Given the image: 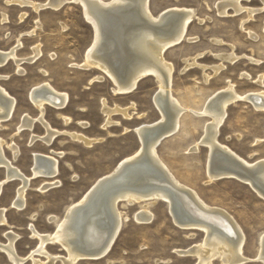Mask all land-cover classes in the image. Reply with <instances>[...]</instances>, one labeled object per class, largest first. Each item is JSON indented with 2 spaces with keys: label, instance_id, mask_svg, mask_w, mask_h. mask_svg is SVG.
I'll return each mask as SVG.
<instances>
[{
  "label": "rangeland",
  "instance_id": "374dc122",
  "mask_svg": "<svg viewBox=\"0 0 264 264\" xmlns=\"http://www.w3.org/2000/svg\"><path fill=\"white\" fill-rule=\"evenodd\" d=\"M7 1L0 0V50L9 49L19 39V57H29L33 53L34 45H38L41 51L35 62L21 65L22 74L15 72L12 61L0 67V75L3 76L0 78V85L16 99L14 115L0 127V137L5 141L4 154L26 177H32L24 193V208L18 210L11 204L17 188L21 185L18 179H13L2 186L0 209L5 207V217L14 226L12 230L19 235L15 245L17 253L26 257L36 246V240L29 238L28 223L32 222L41 232L52 231L54 224L46 222L48 215H63L65 207L81 199L97 178L110 173L123 157L136 151L139 140L134 127L140 123L155 122L160 118V113L152 101L158 84L152 75H146L139 80L132 92L117 94L112 91L114 84L111 79L100 69L84 70L71 66L72 63L83 62L86 49L92 40V29L84 19L81 7L72 0H67L57 10L46 8L39 11L27 5L21 6ZM222 1L229 0H150L149 3L152 14L174 6L194 11L187 28L186 37L189 40L184 38L164 52L165 60L173 65L171 91L183 105L191 108H201L213 92L227 85V81L240 94L264 90L262 0L239 1L243 7H262L243 23L244 29L240 28V22L247 18L246 12L243 10L234 14L229 7L227 13L221 15L218 13L217 4ZM20 14H23L21 18ZM3 15L5 20L2 19ZM35 21L40 25L36 27ZM212 39H219L221 43H215ZM231 47L239 58L234 62H224V68L204 82L202 73H211V67L220 62L216 55L230 52ZM198 53H201L196 59L199 66L194 65L181 71L185 65L184 58ZM249 57L255 61H250ZM40 68L46 69L47 74L43 75ZM258 75L263 77L261 87L255 83ZM94 76L101 78L92 79ZM42 81H49L51 86L69 96V101L62 110L45 106V118L52 128L66 132L55 137L49 146L39 139L30 142L31 134L44 133L37 122L31 131H17L21 114L27 113L31 117L38 115V109L30 100L29 93L34 85ZM103 100L109 107L133 104L128 108L131 115L126 118L119 112L112 113L110 119L114 125L104 128L105 116L101 111ZM58 112L70 117L67 125L57 117ZM226 113L220 128L219 141L248 161L264 157V140L255 142V139L264 137V111L254 109L249 102L235 101L227 107ZM208 120V116L198 117L185 113L181 117L180 130L162 139L157 146L158 154L179 181L197 192L208 205L223 209L241 227L246 237L243 254L249 259L241 264H263L255 256L259 250L258 237L264 231V198L238 177L222 176L209 180L206 174V146L201 145L196 152L187 153V149L202 135V126ZM79 122H86V127L83 128ZM125 128L127 129L124 130ZM72 131L82 132L98 140L85 146L71 140L67 132ZM6 143L16 144L15 159ZM33 152L57 157L59 171L55 179L59 182L56 187L40 191L45 178L31 175ZM56 152H63V155L57 156L54 154ZM3 175V168L0 167V179ZM141 204L123 206L119 203L124 222L108 253L98 259L77 260V264H196L195 256H181L176 253V249L200 243L204 237L202 231L180 229L173 222L166 203L162 201L149 205L148 209L153 214L150 223L138 224L133 214L141 210ZM33 213L36 216L31 221L30 215ZM6 230H9L6 226H0V242L6 241L2 235ZM189 233L194 235L189 237ZM47 249L52 254L66 253L57 245H48ZM41 257L39 258L44 259ZM0 264H10L2 252ZM23 264L32 263L26 260ZM211 264L220 262L214 259Z\"/></svg>",
  "mask_w": 264,
  "mask_h": 264
},
{
  "label": "bare ground",
  "instance_id": "6f19581e",
  "mask_svg": "<svg viewBox=\"0 0 264 264\" xmlns=\"http://www.w3.org/2000/svg\"><path fill=\"white\" fill-rule=\"evenodd\" d=\"M239 1L219 2L217 10L221 15H225L229 7L234 14L244 10L247 18L240 22V28L244 29L243 23L251 19L262 7L257 9L243 7ZM7 2L27 5L39 11L46 8L57 10L67 0L44 2L8 0ZM72 2L81 7L82 15L92 29V40L86 49L83 62L72 63L71 66L84 70L100 69L111 79L114 84L112 91L117 94L132 92L140 79L152 75L158 84L152 101L160 113V118L155 122L136 125L134 132L139 140L136 151L123 157L110 173L97 178L81 199L65 207L63 215L58 217L56 214H51L46 217L48 224H54L52 231L41 232L32 222L27 224L29 238L36 240V246L25 255L26 257L17 253L15 245L19 235L12 230L14 226L8 223L4 214L5 207L1 208L0 226H6L9 230L3 231L2 235L6 241L0 242V252L6 255L10 264H23L26 260H30L32 264H56L58 261L60 264H77V260L80 259H98L108 253L116 236L122 230L124 218L119 210V203L123 206L142 203L141 210L135 212L133 217L138 224H147L153 217L151 209H148L149 205L162 201L166 203L173 222L180 229H196L202 231L204 235L200 243L188 248L176 249V253L181 256H195L196 264H211L214 259L219 260L220 264H241L248 261V257L243 254L246 237L241 227L223 209L208 205L197 192L179 181L159 156L157 146L162 139L180 130L181 117L185 113L198 117L208 116L209 120L202 126V135L187 149V153L196 152L201 145L206 146L208 151L206 174L209 180L222 176L238 177L264 198V157L248 161L219 141L220 128L224 123L227 107L235 101H246L254 109L264 111V90L240 94L234 89L233 84L227 81V85L213 92L201 108L185 106L171 91L173 65L165 60L164 52L184 38L189 40L186 37L187 28L194 16L193 9L174 6L152 14L149 7L150 0H72ZM262 4L264 7V0ZM5 15L2 18L4 20ZM22 16L23 14L20 18ZM35 23L36 27L40 25L36 21ZM62 27L64 28L63 24ZM248 34L254 37L251 33ZM212 41L221 43L219 39ZM20 47L21 41L17 39L16 44L9 49L0 50V67L12 61L15 72L22 74L21 65L35 62L40 56L39 46L34 45L33 53L29 57H19L17 52ZM200 56L201 53H198L193 57L184 58L185 65L181 71L194 65L199 66L196 59ZM216 56L220 62L211 67V73H202L204 82L220 72L224 68V62H234L239 58L232 47L230 52ZM248 59L255 61L251 57ZM200 68L204 69L203 65H200ZM39 70L43 75L47 74L46 69ZM2 77L0 75V78ZM95 78L101 77L94 76L92 79ZM262 78V75H258L255 79V83L260 87L263 85ZM29 95L33 105L38 109V115L31 117L27 113L21 114L17 131H31L37 122L42 126L44 133L31 134L30 142L39 139L49 146L55 137L66 132L52 128L45 118V106H51L57 111L62 110L68 103L69 96L66 92L55 89L49 81L34 85ZM104 101L101 107L105 116L104 128L114 123L110 119L112 113L119 112L126 118L131 115L128 108L133 104L125 107L116 105L109 107ZM15 106L16 99L0 85V127L3 122L12 118ZM56 114L65 125L71 120L61 112ZM79 124L85 128L87 123L79 122ZM67 134L71 140L81 142L85 146L98 140L82 132L72 131ZM261 140H264V137L255 139V142ZM4 144L5 141L0 137V167L4 171L3 178L0 179V193L5 182L18 179L21 185L17 188L11 204L21 210L25 206L24 193L32 177H26L13 165L12 160L5 156ZM15 145L6 143L13 159L17 153ZM54 154L61 156L63 152ZM31 158L33 161L31 175L45 178L39 188L40 191L44 192L56 187L59 182L55 179L59 171L57 157L53 154L33 152ZM35 216V213L30 215L31 221L35 220ZM193 235L194 233L188 234L189 237ZM48 245H57L60 250L66 252L65 255L50 253L47 249ZM258 245L259 250L255 257L264 264V231L258 237ZM41 256L44 259H41Z\"/></svg>",
  "mask_w": 264,
  "mask_h": 264
}]
</instances>
